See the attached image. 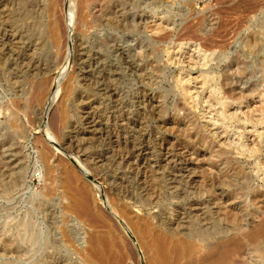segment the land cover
Listing matches in <instances>:
<instances>
[{"label": "rangeland", "instance_id": "obj_1", "mask_svg": "<svg viewBox=\"0 0 264 264\" xmlns=\"http://www.w3.org/2000/svg\"><path fill=\"white\" fill-rule=\"evenodd\" d=\"M51 2L0 0V264H82L67 170L129 264L148 254L107 199L172 220L204 208L208 234L231 226L227 205L264 220V0Z\"/></svg>", "mask_w": 264, "mask_h": 264}, {"label": "bare ground", "instance_id": "obj_2", "mask_svg": "<svg viewBox=\"0 0 264 264\" xmlns=\"http://www.w3.org/2000/svg\"><path fill=\"white\" fill-rule=\"evenodd\" d=\"M58 1L52 0L51 2L54 15L58 11ZM59 29L58 22L54 20L51 33L55 40L58 39ZM46 89L45 86H41L39 91L43 94ZM57 97L58 94H54L49 98L50 107ZM53 173L54 169H49V175L52 176ZM55 178L53 176V181ZM192 178L195 177L190 176L191 180ZM60 188L62 201L66 203L63 206L64 213L72 218L76 225L82 226L79 240L81 244L80 248H77L78 259L81 263L129 264V257L125 255L113 235L111 220L90 198L85 182L74 172L70 173L67 170L60 183ZM106 201L114 218H117L122 232L136 243L134 246L137 247L138 254H142L143 257L148 254L146 261L149 264H249V242L258 247L256 257L251 258L252 264H264V251L262 250L264 220L250 226L249 223H239L234 213L235 209L230 205L219 208V212L231 222V226L220 233L208 234L199 228L201 223L207 220L208 212L204 208L184 211L178 214L177 219L172 220L171 217H167L166 213L155 214L145 211L137 215L129 210L127 205L115 204L114 206L109 199ZM221 234L224 238L210 243L216 235ZM65 237L71 241L66 233ZM50 257L51 254L47 253L45 264H49Z\"/></svg>", "mask_w": 264, "mask_h": 264}]
</instances>
